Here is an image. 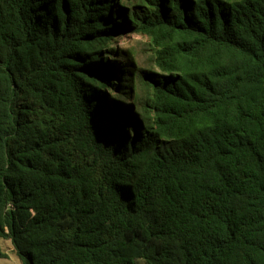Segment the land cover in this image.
I'll return each instance as SVG.
<instances>
[{
    "label": "trees",
    "instance_id": "trees-1",
    "mask_svg": "<svg viewBox=\"0 0 264 264\" xmlns=\"http://www.w3.org/2000/svg\"><path fill=\"white\" fill-rule=\"evenodd\" d=\"M0 239L264 264V0H0Z\"/></svg>",
    "mask_w": 264,
    "mask_h": 264
},
{
    "label": "rangeland",
    "instance_id": "rangeland-1",
    "mask_svg": "<svg viewBox=\"0 0 264 264\" xmlns=\"http://www.w3.org/2000/svg\"><path fill=\"white\" fill-rule=\"evenodd\" d=\"M144 40L145 39L141 36L131 35L130 38L121 40L119 45L120 46H128V45L137 46L139 41H144ZM0 249L2 250V252L8 255L6 259H0V264H21V261L15 254L13 250V246L10 241H5V240L0 239Z\"/></svg>",
    "mask_w": 264,
    "mask_h": 264
}]
</instances>
